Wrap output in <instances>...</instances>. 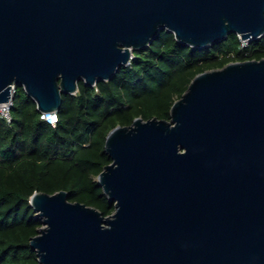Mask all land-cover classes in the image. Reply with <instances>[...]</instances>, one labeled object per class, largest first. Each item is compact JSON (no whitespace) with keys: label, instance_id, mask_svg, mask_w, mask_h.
<instances>
[{"label":"water","instance_id":"obj_1","mask_svg":"<svg viewBox=\"0 0 264 264\" xmlns=\"http://www.w3.org/2000/svg\"><path fill=\"white\" fill-rule=\"evenodd\" d=\"M204 48L264 37V0H0V105L41 113L110 81L163 31ZM97 177L110 216L36 192L40 264H264V58L197 75L171 121L112 130Z\"/></svg>","mask_w":264,"mask_h":264},{"label":"trees","instance_id":"obj_2","mask_svg":"<svg viewBox=\"0 0 264 264\" xmlns=\"http://www.w3.org/2000/svg\"><path fill=\"white\" fill-rule=\"evenodd\" d=\"M228 36L200 49L161 32L149 47L135 50L112 80L94 87L82 81L77 94H65L55 126L41 119L36 102L17 86L12 122L0 113V264H40L30 247L43 226L31 206L36 192L64 191L72 202L113 214L115 204L96 180L112 163L105 151L108 134L138 117L171 121V106L197 75L264 58V37L244 46L240 36Z\"/></svg>","mask_w":264,"mask_h":264},{"label":"built area","instance_id":"obj_3","mask_svg":"<svg viewBox=\"0 0 264 264\" xmlns=\"http://www.w3.org/2000/svg\"><path fill=\"white\" fill-rule=\"evenodd\" d=\"M242 41L244 43V46H247L250 43L249 41H245V40H242ZM15 90H16V88L13 87V89H12V95H14ZM12 107H13V102L0 105V113L2 114V117L8 123H11L12 122V117H11V113H10ZM41 119L43 121L51 124L52 126H55L58 123L59 116H58V113L57 112L48 113V114L42 113Z\"/></svg>","mask_w":264,"mask_h":264}]
</instances>
